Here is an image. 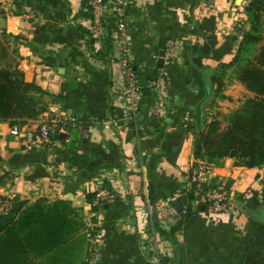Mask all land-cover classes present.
Segmentation results:
<instances>
[{"label": "crops", "instance_id": "0c3cea01", "mask_svg": "<svg viewBox=\"0 0 264 264\" xmlns=\"http://www.w3.org/2000/svg\"><path fill=\"white\" fill-rule=\"evenodd\" d=\"M249 1L127 0L135 69L148 85L160 75L168 79L161 111H152L158 102L152 89L129 118L114 0H107V34L97 43L88 0H0V40L14 66L42 88L36 95L44 113L75 117L66 126L70 140L59 136L49 147L27 145L9 120H0V195L27 205L70 200L84 222L97 226L98 242L91 244L100 249L97 264H264V164L248 167L227 156L215 165L209 185H225L235 199L217 216L200 208L185 182L193 163L208 160L194 149L205 83L222 87L206 114L223 128L247 92L218 73L234 70L225 66L251 28ZM39 118L26 124L35 129ZM102 188L115 197L95 209L89 197ZM167 202L183 210L162 224L150 206Z\"/></svg>", "mask_w": 264, "mask_h": 264}, {"label": "trees", "instance_id": "16d2710c", "mask_svg": "<svg viewBox=\"0 0 264 264\" xmlns=\"http://www.w3.org/2000/svg\"><path fill=\"white\" fill-rule=\"evenodd\" d=\"M245 10L251 28L245 32L238 54L228 64H233V72L252 95L242 109L229 116L225 128L217 116L208 119L206 114L203 127L198 128L195 136V156H206L214 165L227 156L248 167L264 164V45L260 46L264 37V0L249 1ZM5 50V43L0 40V54ZM42 91L18 66L2 65L0 120L24 125L28 119L38 118L45 108L34 96ZM215 93L212 87L210 98ZM95 195H90L91 202ZM203 206L200 208L204 209ZM154 213L156 220L159 216ZM83 224L70 200L39 199L30 205L15 200L8 215L0 214V264H40L43 259L48 260L46 264H73L79 242L86 237ZM156 227L165 234L158 222Z\"/></svg>", "mask_w": 264, "mask_h": 264}, {"label": "built area", "instance_id": "2783aa9c", "mask_svg": "<svg viewBox=\"0 0 264 264\" xmlns=\"http://www.w3.org/2000/svg\"><path fill=\"white\" fill-rule=\"evenodd\" d=\"M114 2L118 14L116 44L120 50V76L124 82L125 101L130 106V110L126 115L129 118H134L140 101L144 97L143 79L132 62V48L135 39L125 19L127 0H114ZM88 4L91 13V36L97 43L107 34L105 21L107 0H88ZM1 13L2 6L0 5ZM168 51L171 56L176 53V46L172 42H169ZM149 86L158 93V102L152 107L153 113L158 114L165 98L168 79L164 75H160L153 79ZM70 121H75V117L70 113L48 112L41 115L35 129L28 124H14L11 125V133L22 138L29 146L49 147L57 141L59 136H64L66 141L70 140L66 127ZM214 169L215 165L207 159L199 160L191 165L185 182L188 191H192L197 204L205 205L210 215L217 216L234 207L235 199L225 185H209ZM114 197L112 189L102 188L96 192L92 204L97 207H103L104 204L110 203ZM14 204L15 198L0 195V214L8 215L13 210ZM150 208L157 213L162 224L179 215L175 205L169 202L159 204L156 207L150 206ZM97 242L98 236L95 233L91 238V244L94 246ZM99 253V246L91 248V254L87 259L88 264H97Z\"/></svg>", "mask_w": 264, "mask_h": 264}, {"label": "rangeland", "instance_id": "374dc122", "mask_svg": "<svg viewBox=\"0 0 264 264\" xmlns=\"http://www.w3.org/2000/svg\"><path fill=\"white\" fill-rule=\"evenodd\" d=\"M112 1L113 0H109L108 3L112 2ZM263 18H264V14H263ZM263 35H264V28H263ZM261 45H264V37H263V39H262V41L260 43V46ZM7 53H8L7 50H5V51L2 52V55H1V64L2 65H5V66L12 67V66H14V55L11 54V53H10L11 55H9ZM232 66L233 65H231L230 67H227V68L228 69H232ZM218 75H222V77L219 78L220 81H222L224 79L229 80V81H232L233 79L240 81L239 76H237L234 72H232V73L231 72H228V71H226V72H219ZM228 75H230V76H228ZM240 82L245 86L247 92L244 95H242V97L240 98V104H239V106L236 109H234L231 112L230 115H232L235 111L242 109V107L245 105V103L248 100V98L250 97V95H252V93L250 92V90L248 89V87L242 81H240ZM225 83L223 82L222 85H224ZM221 90H222V87H220V89H218L217 91H215V92H219V94L218 95H214V97H217L218 96L220 98L221 97V95H220V91ZM34 99H35V101H37L40 104V106L42 105V101H41V99L38 98L37 95H36V97L34 96ZM79 214H80V218L81 219H84V221H85V218H84L85 216L82 213H80V212H79ZM84 221H83V223H84L83 224V227H84V232L86 234V237H85V240L79 242V249H78L76 255L73 257V260H74L73 264H88L87 259H88V257L91 254V238L97 232V226L96 225H94L92 223L89 224L88 222H87L88 223L87 224ZM47 262H48V260L43 259V260H41L40 264H46Z\"/></svg>", "mask_w": 264, "mask_h": 264}, {"label": "water", "instance_id": "95a60500", "mask_svg": "<svg viewBox=\"0 0 264 264\" xmlns=\"http://www.w3.org/2000/svg\"><path fill=\"white\" fill-rule=\"evenodd\" d=\"M160 55H161V57L158 61V66L160 68H163L164 64H165L166 50H162ZM142 84H143V91L147 95H151L152 89L148 85V80L143 79ZM211 93H212V87L206 82L205 83V94L203 95L202 99L199 101V103L197 104V107H196V121H197V126L199 128L203 127L205 115H206V104L210 98ZM177 210H178V212H181L183 210V206L178 205Z\"/></svg>", "mask_w": 264, "mask_h": 264}]
</instances>
